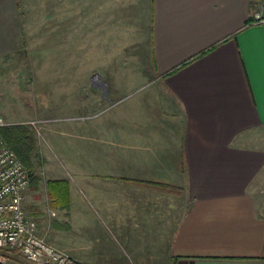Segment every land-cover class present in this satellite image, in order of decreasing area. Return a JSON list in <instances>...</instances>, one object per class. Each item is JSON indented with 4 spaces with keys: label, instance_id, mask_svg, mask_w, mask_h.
<instances>
[{
    "label": "crops",
    "instance_id": "0c3cea01",
    "mask_svg": "<svg viewBox=\"0 0 264 264\" xmlns=\"http://www.w3.org/2000/svg\"><path fill=\"white\" fill-rule=\"evenodd\" d=\"M262 10L257 0H0V56L10 32L13 49L26 48L28 13H49L55 49L69 26L73 38V13H86L83 25L97 13L107 55L98 72L48 77L55 97L75 81L84 95L80 188L70 182L52 244L82 264H264ZM40 186L23 192L28 212Z\"/></svg>",
    "mask_w": 264,
    "mask_h": 264
},
{
    "label": "rangeland",
    "instance_id": "374dc122",
    "mask_svg": "<svg viewBox=\"0 0 264 264\" xmlns=\"http://www.w3.org/2000/svg\"><path fill=\"white\" fill-rule=\"evenodd\" d=\"M28 14L32 15L30 18L27 15L25 19L30 23L28 33L21 37V42L23 44L25 41L26 48L13 49L15 35L10 32L6 37L9 50L0 56V114L4 117L6 125L25 124L37 136L40 158L36 160L34 173L40 180L41 190L29 204L31 211H26L37 219L39 235L52 244L51 238L59 236L60 227L55 223L65 214L61 210L64 208L50 203L52 201L46 187L48 188L50 180L56 179L57 173H53V170H56L59 175H63L58 179H65L76 189L80 188V184L72 176L74 167L82 166L80 132L84 95L80 88L81 83L75 81L68 94L55 97L48 77L54 72L72 74L76 80L78 75L98 72L101 70L99 65H103V59L107 55L104 56L103 52L98 51L97 13H87V25H83L86 13H73V38L67 37L71 29L69 26L64 42L67 46H60L58 42L57 49L53 47L54 36L49 33V13ZM31 30L32 34L29 33ZM129 42V34L123 32L121 43L126 45ZM51 60L56 62L54 65L57 68L54 71L50 66ZM65 64L68 67L65 68ZM136 70V66H132L130 70L116 68V72L122 73H133L137 72ZM52 91L54 97L50 95ZM105 107L112 108L111 102ZM43 119L47 121L42 122ZM259 146H264V142ZM52 212L55 215L51 214ZM55 244L63 250L58 242ZM14 256L16 258L10 259L8 264H37L19 254Z\"/></svg>",
    "mask_w": 264,
    "mask_h": 264
},
{
    "label": "built area",
    "instance_id": "2783aa9c",
    "mask_svg": "<svg viewBox=\"0 0 264 264\" xmlns=\"http://www.w3.org/2000/svg\"><path fill=\"white\" fill-rule=\"evenodd\" d=\"M255 22L264 23V9ZM4 125L0 114V127ZM30 182L28 170L0 134V264L11 259L3 249L37 264H82L39 235L37 219L23 206V192Z\"/></svg>",
    "mask_w": 264,
    "mask_h": 264
},
{
    "label": "trees",
    "instance_id": "16d2710c",
    "mask_svg": "<svg viewBox=\"0 0 264 264\" xmlns=\"http://www.w3.org/2000/svg\"><path fill=\"white\" fill-rule=\"evenodd\" d=\"M262 3L264 0H257ZM0 134L5 139L7 145L11 147L17 157L24 164L29 172L31 181H37L38 177L34 173L36 160L39 157L38 139L35 132L25 124H7L0 127ZM48 193L53 199V204L65 208L69 204V183L65 179H55L48 182ZM11 259L16 258L6 249L1 250Z\"/></svg>",
    "mask_w": 264,
    "mask_h": 264
}]
</instances>
